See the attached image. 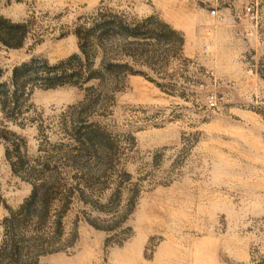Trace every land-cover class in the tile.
I'll use <instances>...</instances> for the list:
<instances>
[{"label":"rangeland","instance_id":"obj_1","mask_svg":"<svg viewBox=\"0 0 264 264\" xmlns=\"http://www.w3.org/2000/svg\"><path fill=\"white\" fill-rule=\"evenodd\" d=\"M0 264H264V0H0Z\"/></svg>","mask_w":264,"mask_h":264},{"label":"trees","instance_id":"obj_2","mask_svg":"<svg viewBox=\"0 0 264 264\" xmlns=\"http://www.w3.org/2000/svg\"><path fill=\"white\" fill-rule=\"evenodd\" d=\"M82 52H84L83 47H81ZM29 64L25 63L23 65H21L20 67H17L15 69H13V77L17 79V77L19 76V74H23V73H27L29 72Z\"/></svg>","mask_w":264,"mask_h":264},{"label":"built area","instance_id":"obj_3","mask_svg":"<svg viewBox=\"0 0 264 264\" xmlns=\"http://www.w3.org/2000/svg\"><path fill=\"white\" fill-rule=\"evenodd\" d=\"M212 13L215 14V11L213 10Z\"/></svg>","mask_w":264,"mask_h":264}]
</instances>
